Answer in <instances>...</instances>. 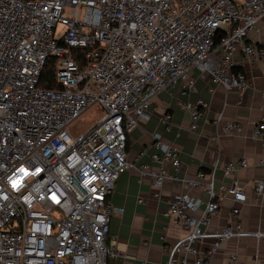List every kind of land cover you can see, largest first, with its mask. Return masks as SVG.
Returning <instances> with one entry per match:
<instances>
[{"label":"built area","instance_id":"built-area-1","mask_svg":"<svg viewBox=\"0 0 264 264\" xmlns=\"http://www.w3.org/2000/svg\"><path fill=\"white\" fill-rule=\"evenodd\" d=\"M262 17L264 0H0V264H107L116 256L106 241L113 211L108 196L134 164L127 133L148 115L157 93L178 81L190 91L196 76L207 77L214 86L243 91L248 82L233 70L234 53L249 61L264 57V49L245 41ZM58 23L65 29L56 35ZM72 48L84 50V64ZM50 56L58 87H39ZM93 104L102 110L97 120L72 132L71 121ZM181 105L195 129L206 104ZM170 120L162 117L165 130ZM221 130L233 133L240 125L225 120ZM251 135L264 145V112ZM179 154L156 132L134 159L148 156L139 175L154 185L169 178L186 188L162 212L185 231L163 246V264H210L230 238H254L264 264V228L246 229L238 219L209 228L220 205L218 160L209 172L185 178L178 173ZM246 166L240 158L222 167L230 178L222 187L233 201L231 216L238 217L246 200L236 176ZM191 188H203L207 199L192 196ZM254 191L263 194L261 179H254ZM236 260L231 253L228 264Z\"/></svg>","mask_w":264,"mask_h":264},{"label":"crops","instance_id":"crops-1","mask_svg":"<svg viewBox=\"0 0 264 264\" xmlns=\"http://www.w3.org/2000/svg\"><path fill=\"white\" fill-rule=\"evenodd\" d=\"M245 41L258 49H264V17L247 31ZM234 60L235 67L245 74L248 82L243 91L214 86L209 78H200L194 73L196 79L192 90H185L184 81H178L174 87L158 92L148 106V115L140 118L127 133V158L134 164L119 175L108 196L113 211L106 241L118 254L109 257L107 264H163L166 258L163 246L170 245L175 238L185 233L162 216L168 201L186 190L185 186L169 178L160 185H154L150 177L139 175L138 167L149 161L148 156L134 161L139 150L149 146L156 132L161 134L165 142L179 148L180 177L192 178L199 170L209 172L212 162L218 160L214 191L220 205L211 216L209 228L235 219L241 221L246 229L264 228V192L259 196L254 191V179L264 182V145L251 135L264 112V97L261 95L264 57L249 61L237 50ZM196 100L204 101L206 106L202 108L203 114L192 130L188 111L181 104ZM219 113L222 114L221 120L216 123ZM165 114L171 116L169 130L164 129L161 121ZM225 120L236 121L240 130L223 132L221 126ZM240 158L247 161V166L236 172L246 200L238 204L240 211L235 217L230 215L233 201L222 187L228 186L230 181L223 174L222 167L226 161ZM151 165L153 168L158 166L154 162ZM188 192L202 201L207 199L203 188H191ZM162 236H165L164 241ZM206 245V241L199 244L201 248ZM231 253L237 256L236 264H263V252L254 238H230L222 242L210 264H228Z\"/></svg>","mask_w":264,"mask_h":264},{"label":"rangeland","instance_id":"rangeland-1","mask_svg":"<svg viewBox=\"0 0 264 264\" xmlns=\"http://www.w3.org/2000/svg\"><path fill=\"white\" fill-rule=\"evenodd\" d=\"M65 27L58 23L55 28V34H61ZM102 113L101 107L98 104H93L86 111L80 114L77 118L71 121L69 129L72 132L80 133L87 130Z\"/></svg>","mask_w":264,"mask_h":264},{"label":"trees","instance_id":"trees-1","mask_svg":"<svg viewBox=\"0 0 264 264\" xmlns=\"http://www.w3.org/2000/svg\"><path fill=\"white\" fill-rule=\"evenodd\" d=\"M72 55L77 57L82 64L85 63L84 58V50L79 48H72L71 49ZM55 57L50 56L47 58L44 68L42 69V72L39 77V87H45V88H52V87H58V84L55 80ZM233 70H239V68L234 67Z\"/></svg>","mask_w":264,"mask_h":264}]
</instances>
